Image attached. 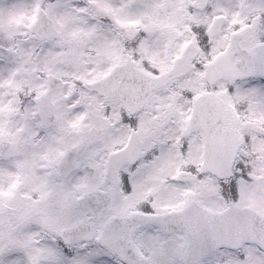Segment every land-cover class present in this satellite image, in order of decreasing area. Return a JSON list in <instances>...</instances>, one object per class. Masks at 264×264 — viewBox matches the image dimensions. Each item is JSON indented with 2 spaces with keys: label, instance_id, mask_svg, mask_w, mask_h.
Wrapping results in <instances>:
<instances>
[{
  "label": "snow or ice",
  "instance_id": "6c2138e0",
  "mask_svg": "<svg viewBox=\"0 0 264 264\" xmlns=\"http://www.w3.org/2000/svg\"><path fill=\"white\" fill-rule=\"evenodd\" d=\"M0 264H264V0H0Z\"/></svg>",
  "mask_w": 264,
  "mask_h": 264
}]
</instances>
